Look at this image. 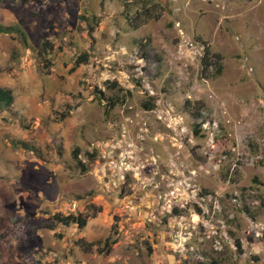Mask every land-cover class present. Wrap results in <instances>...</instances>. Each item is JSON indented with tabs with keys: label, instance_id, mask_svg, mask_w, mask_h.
I'll return each instance as SVG.
<instances>
[{
	"label": "rangeland",
	"instance_id": "1",
	"mask_svg": "<svg viewBox=\"0 0 264 264\" xmlns=\"http://www.w3.org/2000/svg\"><path fill=\"white\" fill-rule=\"evenodd\" d=\"M20 19L25 40L0 33V264H264V0L0 6Z\"/></svg>",
	"mask_w": 264,
	"mask_h": 264
},
{
	"label": "trees",
	"instance_id": "2",
	"mask_svg": "<svg viewBox=\"0 0 264 264\" xmlns=\"http://www.w3.org/2000/svg\"><path fill=\"white\" fill-rule=\"evenodd\" d=\"M30 1H37L40 2V0H0V6L1 7H10V6H17V5H22V4H26L27 2ZM160 15V12L155 13L153 11H151L150 8L145 7L142 10V17L146 19L149 18H154V19H158ZM81 18H85V16H81ZM134 20V22L132 23L130 20V24L132 25L133 28H136L138 26V24H136V20L139 21V17L138 15H134L133 18H131ZM140 23V21L138 22ZM21 24H23V20L20 19L16 24H12V25H3L0 23V33H5V34H13L16 33L18 34L23 40H25L26 36L25 33L23 31V29L21 28ZM204 44V50H203V55L201 57V65H202V72L206 73L212 66H214L215 69V73L219 74L221 73L222 70V56L219 53H214L210 51V47L209 45H207L205 42H203ZM38 53H40V55H48V53L54 49V44L53 42L45 37L42 36L41 37V41L38 44ZM82 62H87V56L86 53H83L81 55H79V57L77 58V60L75 61L74 66L71 68L72 70L75 69V67H77L80 63ZM14 101V95L13 92L10 88L7 87H1L0 86V111L2 110H7L10 108V106L13 104ZM146 109H152L153 104H145ZM195 126H197V124H195ZM195 129V128H194ZM197 132V130L195 129V133ZM18 144H20L21 142H16ZM24 148H27V146H25ZM30 150H32L31 148H28ZM73 154H76V151L73 152ZM78 163L80 164V160H78ZM82 170L84 171L85 168L83 167ZM101 207H97L96 211H100ZM94 217L95 214L92 215H82V214H67V215H62L60 213H55L52 216V219L54 221V223H61L63 225H69L71 223L76 224L79 228H82L86 225L87 219L88 217ZM20 217H15L12 216L10 218L11 222L17 226V230L19 231L20 229H24V227L26 226L27 222H22L21 224L18 225V222L20 221ZM52 225V224H51ZM116 227V222H114L112 224V228ZM51 229H53V226H50ZM115 231V230H114ZM14 232V231H13ZM80 241L83 244V247L86 250H91L92 249V242L86 243L84 242V240L81 238ZM115 242V240L112 239V236L109 235L106 237L103 245L101 247L97 246L96 247V251L98 253H103V254H108L111 250V244H113ZM39 264H42L41 262H39ZM43 264H50V263H43Z\"/></svg>",
	"mask_w": 264,
	"mask_h": 264
}]
</instances>
